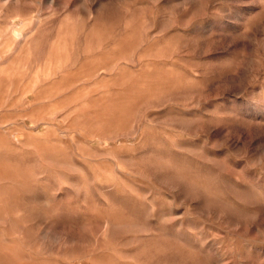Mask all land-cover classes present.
I'll use <instances>...</instances> for the list:
<instances>
[{
    "label": "rangeland",
    "instance_id": "obj_1",
    "mask_svg": "<svg viewBox=\"0 0 264 264\" xmlns=\"http://www.w3.org/2000/svg\"><path fill=\"white\" fill-rule=\"evenodd\" d=\"M0 264H264V0H0Z\"/></svg>",
    "mask_w": 264,
    "mask_h": 264
},
{
    "label": "bare ground",
    "instance_id": "obj_2",
    "mask_svg": "<svg viewBox=\"0 0 264 264\" xmlns=\"http://www.w3.org/2000/svg\"><path fill=\"white\" fill-rule=\"evenodd\" d=\"M3 166V165H2Z\"/></svg>",
    "mask_w": 264,
    "mask_h": 264
}]
</instances>
